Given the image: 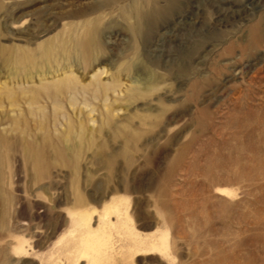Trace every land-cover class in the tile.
<instances>
[{
	"label": "rangeland",
	"instance_id": "1",
	"mask_svg": "<svg viewBox=\"0 0 264 264\" xmlns=\"http://www.w3.org/2000/svg\"><path fill=\"white\" fill-rule=\"evenodd\" d=\"M0 264H264V0H0Z\"/></svg>",
	"mask_w": 264,
	"mask_h": 264
},
{
	"label": "bare ground",
	"instance_id": "2",
	"mask_svg": "<svg viewBox=\"0 0 264 264\" xmlns=\"http://www.w3.org/2000/svg\"><path fill=\"white\" fill-rule=\"evenodd\" d=\"M136 4H138V3H136ZM144 4H145V1L140 3V7L139 8H134L135 12L141 13L143 11V9H144ZM93 41H94V35L93 34L92 35L89 34L86 38H81L80 36L76 37V38H74V37L70 38V35H69V36L62 37V39L60 40V42L57 45V47L58 46L60 47V45L62 47H67V46L71 45L75 49H77L78 52H80V54L82 56V59H86L87 58V54L89 53V50H90V46L92 45ZM48 45H49L48 49L56 48L55 44H53V43H50ZM45 48H46V46H45ZM7 59L10 60L9 58H7ZM19 60H20V58H19Z\"/></svg>",
	"mask_w": 264,
	"mask_h": 264
}]
</instances>
